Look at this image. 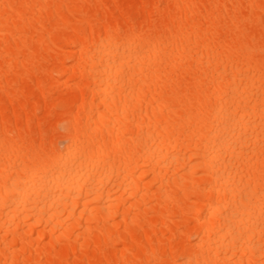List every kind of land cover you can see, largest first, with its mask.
Returning <instances> with one entry per match:
<instances>
[{"label": "bare ground", "instance_id": "6f19581e", "mask_svg": "<svg viewBox=\"0 0 264 264\" xmlns=\"http://www.w3.org/2000/svg\"><path fill=\"white\" fill-rule=\"evenodd\" d=\"M0 264H264V0H0Z\"/></svg>", "mask_w": 264, "mask_h": 264}]
</instances>
